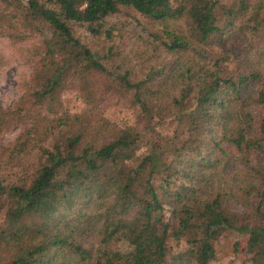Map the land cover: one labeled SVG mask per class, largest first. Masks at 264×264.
I'll list each match as a JSON object with an SVG mask.
<instances>
[{"label":"trees","instance_id":"16d2710c","mask_svg":"<svg viewBox=\"0 0 264 264\" xmlns=\"http://www.w3.org/2000/svg\"><path fill=\"white\" fill-rule=\"evenodd\" d=\"M119 7L154 25L158 61L143 70L110 43ZM34 33L24 93L0 107V135L18 128L0 144V264H207L223 229L264 264V0H0V34ZM245 34L256 59L227 75ZM114 95L136 110L131 124L98 108ZM151 118L174 119V133L157 138Z\"/></svg>","mask_w":264,"mask_h":264},{"label":"rangeland","instance_id":"374dc122","mask_svg":"<svg viewBox=\"0 0 264 264\" xmlns=\"http://www.w3.org/2000/svg\"><path fill=\"white\" fill-rule=\"evenodd\" d=\"M108 21L115 27L112 31L110 43L119 48L123 53L131 56V65L137 70H143L149 64V56L153 57L151 61H158V55L150 50L147 41L148 31L151 30V22L142 17L136 11L119 7L113 14L107 17ZM76 34L89 47H95V44L100 39H95L94 36L85 29L84 25H76L74 27ZM234 36H231L233 39ZM40 39L38 34H32L28 38L19 42H12L5 35L0 34V107L7 108L16 103L24 93L25 82L29 78L32 70V62L26 58V51L29 47L35 44ZM229 42V41H228ZM234 45L229 53V61H224L222 64L223 70L227 75H235L242 71L239 67L243 61H251L256 59L257 50L260 43L255 38L248 35L236 37ZM145 51V54H141ZM135 54H138L135 57ZM156 58H155V57ZM62 99L66 107L70 110H78L81 107L79 99L75 96L73 90H67L63 93ZM98 108L104 113L105 117L118 124H131L135 120L136 110L131 108L124 99L117 96H108L98 100ZM261 107L254 104L251 107L252 113L257 120ZM151 124L154 129V134L157 138L160 135L173 134L177 123L174 119H157L151 118ZM18 132V128L14 127L11 130L0 135V144H9ZM257 203V199L251 200V206ZM229 209L243 213L245 207L235 201L228 202ZM264 209V206H263ZM168 245L171 246V252H178L185 247L183 241L176 243L173 240H168ZM213 255L207 264H251L249 254L246 252V236L232 229H223L215 237L212 242Z\"/></svg>","mask_w":264,"mask_h":264}]
</instances>
